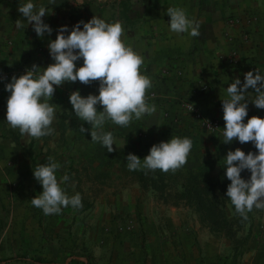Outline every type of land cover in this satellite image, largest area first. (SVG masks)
<instances>
[{"label": "rangeland", "instance_id": "rangeland-1", "mask_svg": "<svg viewBox=\"0 0 264 264\" xmlns=\"http://www.w3.org/2000/svg\"><path fill=\"white\" fill-rule=\"evenodd\" d=\"M233 17L227 21L231 23ZM31 67L21 64L17 71L24 73ZM10 77L7 70L0 71V138L13 140L17 147L19 139L20 145L33 152L35 161L31 159L28 173L12 170L9 163L0 164L1 263L17 257L25 260L9 264H38L36 260L62 264L72 258L76 259L68 264H153L159 260L173 264H264V209L254 207L245 220L226 192L218 190L211 195V200L218 202L214 215L221 224L217 229L174 188L166 192L142 188L143 198L132 205L126 197L118 199L123 191L120 187L139 182L136 171L127 168L125 154L114 145V151L108 152L91 140V125L76 117L69 92L54 94L49 101L56 108L51 135H21L5 120L10 93L4 84ZM97 110L103 108L97 105ZM81 125L87 130L84 133ZM49 159L60 164L58 180L65 174L69 176L61 187L69 196L79 193L82 207H63L59 213L45 215L32 205L31 198L42 192L33 169ZM214 165L211 161L203 168L210 171ZM241 175L247 179L250 172L245 170ZM205 177L217 176L209 172ZM130 191L132 188L127 189ZM224 219L228 223L222 227Z\"/></svg>", "mask_w": 264, "mask_h": 264}, {"label": "crops", "instance_id": "crops-1", "mask_svg": "<svg viewBox=\"0 0 264 264\" xmlns=\"http://www.w3.org/2000/svg\"><path fill=\"white\" fill-rule=\"evenodd\" d=\"M19 2L23 0H0V71L7 70L10 78L23 74L17 71L21 64L46 67L53 62L48 43L56 38L61 25L71 29L78 21L87 22L94 15L107 22L122 23V39L144 57L141 71L152 80L146 99L157 110L151 116L133 120L128 127L106 120L103 130L112 133L118 152L144 158L153 144L167 141L171 136L190 137L193 146L187 163L176 171L198 170L214 161L216 165L206 173L214 172L217 176L229 150L241 148L246 153L257 150L252 142L224 143L222 133L202 129L194 116L181 107V102H192L205 116L218 118L225 126L222 103L227 99L228 84L237 76L243 81L244 73L250 70L253 74L255 69L264 72V0H143V3L142 0H61L60 3L57 0L58 4L49 6L51 13L43 17L53 32L43 38L36 36L32 25L18 11ZM36 2L48 4V0ZM168 7L185 9L190 18L199 22L200 36L171 32ZM229 16H234L231 23L227 21ZM18 20L25 29L16 27ZM82 63V59L77 61V67ZM76 89L81 94H98L99 81L87 85L66 82L56 88L55 94L64 95ZM249 92L250 96L255 95L252 89ZM253 115L264 117V109L249 100L245 123ZM5 140L0 138V164L9 163L12 170L28 173L32 161L27 147L17 142L19 148L13 140ZM120 188L123 191L117 198L126 197L131 205L143 198V187L138 181ZM129 188L132 191L127 192ZM73 259L76 258L62 264ZM21 260L25 258H8L2 263ZM36 261L40 264L41 260ZM153 264L173 262L159 260Z\"/></svg>", "mask_w": 264, "mask_h": 264}, {"label": "clouds", "instance_id": "clouds-1", "mask_svg": "<svg viewBox=\"0 0 264 264\" xmlns=\"http://www.w3.org/2000/svg\"><path fill=\"white\" fill-rule=\"evenodd\" d=\"M61 0H59V3ZM143 3V0H142ZM58 4L48 0V4H38L36 0L19 2L18 11L31 24L37 37L43 38L53 32L43 19L50 14L49 6ZM169 30L176 34L187 33L190 37L200 36L199 22L190 18L185 9L168 7ZM18 29L24 23H16ZM67 33V34H66ZM124 28L120 21L107 22L93 16L87 22L78 21L69 29L61 25L54 40L48 43L52 63L46 67L33 64L19 76L13 75L5 84L9 96L6 101V121L21 135L32 138L51 135V127L56 118V108L49 101L56 88L66 82L90 84L99 81L98 94L81 95L79 89L72 91L69 102L76 117L91 125V140L99 142L108 152L114 151L112 133L103 130L106 120L115 125L128 127L133 120L156 112V105L149 104L146 91L152 87V80L141 71L144 57L122 39ZM83 63L77 67V61ZM249 89L254 96L249 95ZM252 93V92H251ZM227 99H223V142L238 140L241 144L252 142L256 152L247 153L241 148L229 150L224 157V176L230 180L225 196L230 199L235 211L247 219L253 208L264 209V117L253 115L247 119L249 100L259 109H264V72L255 69L244 73L243 81L235 77L226 87ZM103 110L98 111L97 105ZM190 106L189 112L192 110ZM80 131H87L83 125ZM193 141L190 137L171 136L167 141L153 144L149 153L140 158L134 153L126 156L129 171L157 169L175 172L188 160ZM60 164L52 159L33 169L34 178L42 185L40 195L31 198L34 207L42 209L45 215L56 214L63 207L80 208L82 198L79 193L69 196L61 184L69 180L65 174L59 180L56 172ZM249 171L245 179L241 173Z\"/></svg>", "mask_w": 264, "mask_h": 264}, {"label": "trees", "instance_id": "trees-1", "mask_svg": "<svg viewBox=\"0 0 264 264\" xmlns=\"http://www.w3.org/2000/svg\"><path fill=\"white\" fill-rule=\"evenodd\" d=\"M17 142L20 143L19 139H17ZM28 151L30 152V158L34 160L33 152ZM206 171L205 168H200L188 171L186 175L184 172H178L175 175L171 173V170L163 172L159 169L155 171L140 169L136 170V173L138 174L139 182L145 189L150 188L154 191L166 192L174 188L179 191L180 198H186L192 202L201 212L203 220L218 229L221 221L214 215V213L218 212V202L211 200V195H215L218 190L226 192L230 180L224 176V168L221 169L216 178L207 179L205 177ZM181 177L184 180H180ZM170 179L174 180L171 184L169 183ZM227 223L228 220H222V227ZM39 263L42 264L41 261Z\"/></svg>", "mask_w": 264, "mask_h": 264}, {"label": "built area", "instance_id": "built-area-1", "mask_svg": "<svg viewBox=\"0 0 264 264\" xmlns=\"http://www.w3.org/2000/svg\"><path fill=\"white\" fill-rule=\"evenodd\" d=\"M204 90H207V87H205ZM192 104L193 103L190 101H183L181 102V107L187 112H189L190 106ZM98 106L102 107L99 104ZM189 113H191L194 116V118L198 121L199 126L202 129L208 132H220L223 134L224 125L221 123V121L218 118L205 116L194 104L192 110Z\"/></svg>", "mask_w": 264, "mask_h": 264}]
</instances>
